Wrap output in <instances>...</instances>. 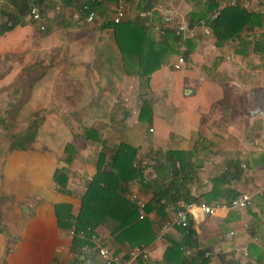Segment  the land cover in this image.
<instances>
[{
    "label": "crops",
    "instance_id": "crops-1",
    "mask_svg": "<svg viewBox=\"0 0 264 264\" xmlns=\"http://www.w3.org/2000/svg\"><path fill=\"white\" fill-rule=\"evenodd\" d=\"M24 1L0 0L4 23H13L11 13L24 15L22 23L0 33V95L4 87L13 93L23 89L22 109L26 108L27 120H33L38 131L25 148L13 146L36 150L9 152L4 172L0 154V264H105L98 252L101 244L128 264H167L165 253L171 241L184 238L181 224L168 226L185 209L183 199L166 209V217L156 208L145 212L153 231L146 226L147 243L142 248L115 243L111 220L96 228L94 245L75 243L74 233L58 225L56 204L69 203L77 214L102 152L110 160V147L121 142L139 148L134 166L143 167L144 181L129 184L131 199L137 194L148 203L156 185L170 182L181 191L190 189L192 196L205 202H215L214 186L251 194L252 203L243 209L220 208L212 215L198 208L187 211L197 246L185 250L193 256L204 253L210 264L231 260L264 264V59L217 47L200 27L203 38L180 68L174 67L179 57L175 55L141 77L140 60L135 53L124 54L115 27L107 23L125 3L130 9L122 22L140 20L144 26H155L149 40L163 39L162 31H175L166 24V15L172 14L178 22L187 20L191 7L185 0H158L152 7L160 10L161 18L155 20L154 15L149 23L140 13L154 8L141 10L129 0H99L93 20L84 9L87 0H42L45 30L29 20ZM239 1L255 9L259 6V0ZM135 24L119 29L125 48L136 41L129 34L138 32ZM263 30L264 26L251 29ZM197 31L189 27L184 37ZM142 48L144 55L147 43ZM145 97L152 102L151 121L140 118ZM89 128L97 131L101 142L85 138ZM68 144L75 145L76 158L67 188L59 191L54 176ZM152 150L179 153L185 169L169 173L162 165L145 166L166 161L162 156L150 160ZM176 164L181 166L180 161ZM4 191L11 197L12 203H7L14 206L8 211ZM2 213L9 214L4 216L6 221Z\"/></svg>",
    "mask_w": 264,
    "mask_h": 264
},
{
    "label": "trees",
    "instance_id": "trees-1",
    "mask_svg": "<svg viewBox=\"0 0 264 264\" xmlns=\"http://www.w3.org/2000/svg\"><path fill=\"white\" fill-rule=\"evenodd\" d=\"M129 1L141 10L146 8L153 9V4H158V0ZM185 1L191 7L187 13V22H185L190 28L198 29L197 34H194L190 38L184 37L185 33L177 34L175 31L166 29L164 32L162 31L163 36H161L163 39L151 41L149 38L152 35V31L156 29L155 26H144L140 20H136V24L134 23L135 20L121 21L119 23L111 21L107 23L115 27L117 40L124 54L127 56V54L135 53L137 59L140 60L138 65L142 67H140L138 73L141 77H145L147 74L153 72L165 62V59H170L175 55L183 56L185 60L189 59L203 38L202 34L199 33L203 23L210 28V35L217 47L223 48L227 46L236 54H242L246 58L252 57L253 54H258L264 59V30L258 33L251 31L253 28H263L264 26V0H259V6L256 9L253 6L241 3L239 0ZM100 3L99 0H87L84 3V9L90 13L97 9ZM31 4L32 1L25 0L23 6L29 10ZM153 11L155 20H159L161 18L160 10L154 8ZM9 17L14 19L13 23L11 25L8 23L1 25L0 33L24 21V15L19 16L11 13ZM131 23L137 26L138 32L135 34L131 30L129 32L130 35L136 38V41L125 48L121 37H119V29L125 30L130 28ZM146 43L148 45V52L146 51L143 55L142 47ZM140 118L143 121H151L152 119V102L147 97L143 100ZM33 124L36 126L38 122L34 121ZM37 130L36 127L34 133H32L33 135H26L23 140L18 136H14L12 145L21 149L25 148V144L30 142L34 135H36ZM85 138L99 142L102 141L97 131L92 128L86 129ZM102 144L104 145L103 150L107 149V144L104 141ZM110 150L111 152L113 151L110 160L106 159V153L103 151L98 163L97 173L87 182V189L82 196L80 211L75 214L73 206L69 203L56 204L58 225L60 228L71 230L74 233L75 243L94 245L91 239L96 234V228L107 220H111L110 233L115 243L123 244L128 242L131 248H142L147 243L144 235L149 224L145 217L140 218L139 206L135 200L130 198L129 191L130 182L134 180L144 181L143 167L141 165L134 166L139 148L136 145L121 142L113 148L110 147ZM75 152V145L68 144L66 146V155L61 162L63 163L62 167L57 169L54 176V182L59 191H64L69 184L71 178L69 169L75 162ZM179 155V153L174 151L163 152L152 150L148 154L150 160L153 161L156 156H162L165 157L166 161L163 162L158 159V161L152 164L147 163L145 166L156 169L162 165L168 167L169 173L183 171L185 169V162L180 160ZM177 161H180L181 166H177ZM105 164L107 168L104 167ZM214 185H217V180H215ZM175 186L173 182L156 185L152 200L146 203L145 212L148 213L151 209L156 208L163 217H166L168 214L166 209L170 205L176 204V201L179 199H183L187 203L200 201V197L198 198L190 194V189L181 191V189ZM211 195H213L216 202L222 198L231 200L238 197L240 193L232 189L225 190L219 186H214ZM162 200H165V203ZM215 202L209 199L207 203L213 204ZM179 229L184 234V238L179 242L171 241L165 253V262L167 264H210V259L205 257L202 252L194 256L186 254L185 249H189V245L197 246V241L193 239L195 232L188 224L186 226L180 225ZM150 230L151 232L153 231L151 228ZM257 254L259 257H262V253Z\"/></svg>",
    "mask_w": 264,
    "mask_h": 264
},
{
    "label": "built area",
    "instance_id": "built-area-1",
    "mask_svg": "<svg viewBox=\"0 0 264 264\" xmlns=\"http://www.w3.org/2000/svg\"><path fill=\"white\" fill-rule=\"evenodd\" d=\"M32 1V4L29 6V20L32 22H35L40 26L42 30H45L47 27V21H46V15L41 9L40 2L42 0H30ZM130 9L129 5H125V3H121L120 6L116 9L113 21L116 23L121 22L125 16L128 10ZM2 15V7H0V26L3 25V20L1 19ZM154 12L152 10L143 11L140 13V17L144 19H148L147 23H149V20L153 18ZM95 17V12L91 11L89 15V19L93 20ZM167 25L172 26L175 29V32L177 34L185 33L188 31V26L185 22H178L176 18L172 14H168L164 18ZM9 25L12 23L9 22ZM202 27H204L205 32L210 34V28H208L205 23L202 24ZM185 59L183 56H179L178 60L175 62L174 67L180 68L184 63ZM125 100H128L126 98ZM133 200L136 201L137 205L139 206V213L140 217H145V206L146 202L140 198L137 194H132ZM252 203V195L249 193H242L238 197L232 198L229 201L226 202H215L213 204H209L205 201H195V202H188L185 205V209H180L177 214L174 216L171 222H169L168 226L171 224H181L183 226H186L188 224L186 220L187 211L192 210L194 208L201 209L205 214L212 215L214 214L218 209L220 208H226V209H243L248 207ZM98 252L101 258L104 260L105 264H128L126 261L121 260L119 255L115 253L112 249H110L108 246L100 245L98 247ZM246 252V251H245ZM209 255V253H207ZM228 264H233V261L231 260Z\"/></svg>",
    "mask_w": 264,
    "mask_h": 264
},
{
    "label": "rangeland",
    "instance_id": "rangeland-1",
    "mask_svg": "<svg viewBox=\"0 0 264 264\" xmlns=\"http://www.w3.org/2000/svg\"><path fill=\"white\" fill-rule=\"evenodd\" d=\"M189 27V26H188ZM22 90L23 89H16L14 93L8 88H5L2 90V94L0 95V116L2 118V122H0V154L3 156L2 158V169L3 172L6 169V165L8 163V153L14 154V153H27L28 151L36 150L32 148H28L25 151H21L20 149L15 150L16 148L13 147L12 143L14 140V136H18L21 140L24 139L26 135L29 136V134L34 133V130L36 127L32 126L33 120H27L28 112L26 108L22 109V101L24 97L22 96ZM17 93V95H16ZM21 93V95H20ZM25 103V102H24ZM24 105V104H23ZM38 131V130H37ZM25 134V135H24ZM37 135V133H36ZM41 146V144H39ZM21 163L19 164V166ZM23 165V164H22ZM21 167V166H20ZM4 184L6 181L3 182ZM6 196V197H5ZM4 202L3 205L5 210H10L11 208H14V206L9 205L12 203L9 199L10 196L7 195V192L4 191ZM13 200V199H12ZM6 201V202H5ZM17 201V199H16ZM9 204H8V203ZM7 213V212H6ZM5 215L2 213V217L6 221L5 217H8L9 214Z\"/></svg>",
    "mask_w": 264,
    "mask_h": 264
}]
</instances>
